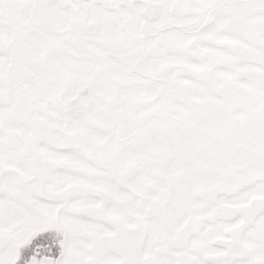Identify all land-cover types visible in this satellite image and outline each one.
Instances as JSON below:
<instances>
[{
  "label": "snow or ice",
  "instance_id": "1",
  "mask_svg": "<svg viewBox=\"0 0 264 264\" xmlns=\"http://www.w3.org/2000/svg\"><path fill=\"white\" fill-rule=\"evenodd\" d=\"M0 264H264V0H0Z\"/></svg>",
  "mask_w": 264,
  "mask_h": 264
}]
</instances>
